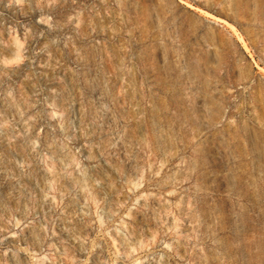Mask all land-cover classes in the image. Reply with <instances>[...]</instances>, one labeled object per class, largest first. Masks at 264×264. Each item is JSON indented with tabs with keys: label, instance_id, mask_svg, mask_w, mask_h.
<instances>
[{
	"label": "rangeland",
	"instance_id": "rangeland-1",
	"mask_svg": "<svg viewBox=\"0 0 264 264\" xmlns=\"http://www.w3.org/2000/svg\"><path fill=\"white\" fill-rule=\"evenodd\" d=\"M0 264H264V0H0Z\"/></svg>",
	"mask_w": 264,
	"mask_h": 264
}]
</instances>
